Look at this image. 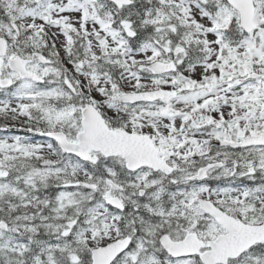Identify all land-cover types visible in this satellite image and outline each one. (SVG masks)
Wrapping results in <instances>:
<instances>
[{
	"label": "snow or ice",
	"instance_id": "6c2138e0",
	"mask_svg": "<svg viewBox=\"0 0 264 264\" xmlns=\"http://www.w3.org/2000/svg\"><path fill=\"white\" fill-rule=\"evenodd\" d=\"M0 264H264V0H0Z\"/></svg>",
	"mask_w": 264,
	"mask_h": 264
}]
</instances>
